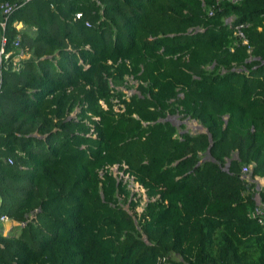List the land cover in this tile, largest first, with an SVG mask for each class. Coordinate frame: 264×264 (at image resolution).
I'll return each mask as SVG.
<instances>
[{
    "label": "trees",
    "instance_id": "trees-1",
    "mask_svg": "<svg viewBox=\"0 0 264 264\" xmlns=\"http://www.w3.org/2000/svg\"><path fill=\"white\" fill-rule=\"evenodd\" d=\"M213 4L34 0L13 13L8 47L19 35L27 56L0 91V217L18 234L0 230V264H264L249 217L264 178V0ZM175 115L207 133L158 121ZM113 167L144 189L139 215Z\"/></svg>",
    "mask_w": 264,
    "mask_h": 264
},
{
    "label": "built area",
    "instance_id": "built-area-1",
    "mask_svg": "<svg viewBox=\"0 0 264 264\" xmlns=\"http://www.w3.org/2000/svg\"><path fill=\"white\" fill-rule=\"evenodd\" d=\"M34 0H23L20 3H9L6 1H0V91L3 83V74L4 72L11 67L13 70H18L20 68V61L27 56V52L20 47V36H16V40L12 43L11 47H8V39H7V28L9 18L13 15V13L22 7L24 4L31 2ZM242 0H214L213 7L209 10V15H213L216 9H220V6L223 3L229 4H237ZM76 19L80 18V14L75 15ZM236 17L230 16L225 19V24L233 30V35L241 42L242 45H247L248 40L245 36L244 30L248 27V24L239 23L233 25ZM14 29L19 30L21 25L18 23L13 24ZM11 163V160H8ZM251 166H244L241 169V176L244 179H251ZM255 178V182L256 179ZM264 184V183H262ZM262 184H257L255 187V205L253 209L249 213L250 219L256 221L259 226L264 227V203L260 201L258 196V191L263 188ZM8 218L6 216L0 217L1 222H8Z\"/></svg>",
    "mask_w": 264,
    "mask_h": 264
},
{
    "label": "rangeland",
    "instance_id": "rangeland-1",
    "mask_svg": "<svg viewBox=\"0 0 264 264\" xmlns=\"http://www.w3.org/2000/svg\"><path fill=\"white\" fill-rule=\"evenodd\" d=\"M127 84L129 85H133V81L132 80H128ZM127 94H131L133 93L134 89L129 88L128 90H124ZM189 118V117H187ZM187 118H183L180 117L178 119H180V121H185ZM187 124H183V126L185 127V131L190 132L191 135H194L195 133L200 132L201 130L199 128H197L198 124L196 121L193 123L190 120L187 121ZM111 173L119 179H123L124 182H126L127 185V190L130 193V198H129V202H136L137 206L135 208V213H137V215H139L145 205L148 203V199L145 195V191L143 188H141L138 184L134 183L133 180L131 178H129L127 175H123V173H119L117 170V167H113L110 169ZM119 203L123 206V208L125 210H128V205H124L122 203V201H119ZM129 213L132 214L131 211H129ZM31 217V216H30ZM32 218V217H31ZM9 222L11 223L12 221H8V222H1L0 221V230H9V232H14L13 235L16 236V234H18V231L15 229L17 227V223L14 224V226H9ZM2 226V227H1ZM10 227V228H9Z\"/></svg>",
    "mask_w": 264,
    "mask_h": 264
},
{
    "label": "water",
    "instance_id": "water-1",
    "mask_svg": "<svg viewBox=\"0 0 264 264\" xmlns=\"http://www.w3.org/2000/svg\"><path fill=\"white\" fill-rule=\"evenodd\" d=\"M263 63H264V62H263ZM178 118H180V116H179V115H175V116H169V117H167V118H165V119H161V120H158V121H159V122H166V121H167V122H170V123H171L173 126H175V127H178V125H180V124H186V125H188V124H187V121H188V120H190L191 122H195V120H192V119H190V118H187L185 121H180V119H178ZM226 122H227V117L225 118V125H226ZM197 128H199V129L201 130V131L198 132V133H207V130L204 129L201 125H198ZM195 134H197V133H195ZM195 134H194V135H195ZM208 140H209V142H210V146H211V144H212V139H211V136H210V135H208ZM234 157H237V154H235ZM206 160H210V161L214 162V160H213V158H211V156H210L208 150L206 151V156L201 160V162H204V161H206ZM201 162H200V163H201ZM229 162H230V160H228L226 166L223 168V170L226 171V172H228ZM145 241H146V240H145Z\"/></svg>",
    "mask_w": 264,
    "mask_h": 264
},
{
    "label": "crops",
    "instance_id": "crops-1",
    "mask_svg": "<svg viewBox=\"0 0 264 264\" xmlns=\"http://www.w3.org/2000/svg\"><path fill=\"white\" fill-rule=\"evenodd\" d=\"M256 182H257V184H262V183H264V178H260V177H258L257 179H256ZM263 186H264V184H262ZM0 203H1V199H0ZM9 221V220H8ZM11 221V220H10ZM14 222H9V226H14ZM2 227V226H1ZM10 228V227H9ZM2 233H3V235L4 236H9V235H13V233L14 232H9V230H2Z\"/></svg>",
    "mask_w": 264,
    "mask_h": 264
},
{
    "label": "bare ground",
    "instance_id": "bare-ground-1",
    "mask_svg": "<svg viewBox=\"0 0 264 264\" xmlns=\"http://www.w3.org/2000/svg\"><path fill=\"white\" fill-rule=\"evenodd\" d=\"M194 123V122H193Z\"/></svg>",
    "mask_w": 264,
    "mask_h": 264
}]
</instances>
